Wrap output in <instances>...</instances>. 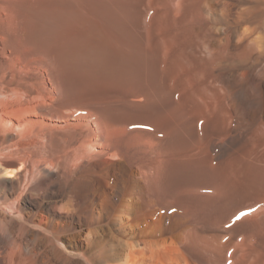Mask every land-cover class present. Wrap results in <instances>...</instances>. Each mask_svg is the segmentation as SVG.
<instances>
[{
    "label": "bare ground",
    "instance_id": "bare-ground-1",
    "mask_svg": "<svg viewBox=\"0 0 264 264\" xmlns=\"http://www.w3.org/2000/svg\"><path fill=\"white\" fill-rule=\"evenodd\" d=\"M94 4L0 0V264H264V0Z\"/></svg>",
    "mask_w": 264,
    "mask_h": 264
},
{
    "label": "rangeland",
    "instance_id": "rangeland-1",
    "mask_svg": "<svg viewBox=\"0 0 264 264\" xmlns=\"http://www.w3.org/2000/svg\"><path fill=\"white\" fill-rule=\"evenodd\" d=\"M86 1H87V6H88V7H89V6H90V7H91V6L95 7V4H94V3L96 2V0H86ZM107 18H108V15L106 16V21L104 22V24L107 23V25L105 24V26H106L105 28H106V30H107L106 32H107V33H110V32H109V22L107 21ZM110 89H111V86H108L107 89H106V91H110ZM97 92H98L97 94L95 93L96 96L101 97V96H103V95H106V93H104V92H101V91H97ZM98 94H99V95H98ZM102 94H103V95H102Z\"/></svg>",
    "mask_w": 264,
    "mask_h": 264
}]
</instances>
